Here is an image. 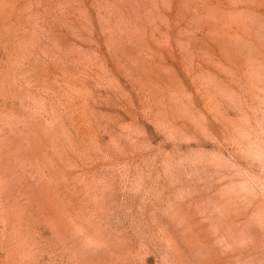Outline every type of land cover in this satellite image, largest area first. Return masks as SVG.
I'll return each mask as SVG.
<instances>
[{
    "label": "rangeland",
    "instance_id": "rangeland-1",
    "mask_svg": "<svg viewBox=\"0 0 264 264\" xmlns=\"http://www.w3.org/2000/svg\"><path fill=\"white\" fill-rule=\"evenodd\" d=\"M0 264H264V0H0Z\"/></svg>",
    "mask_w": 264,
    "mask_h": 264
}]
</instances>
